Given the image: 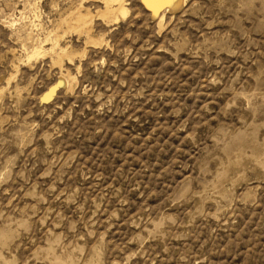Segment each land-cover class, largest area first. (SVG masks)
<instances>
[{
  "label": "rangeland",
  "instance_id": "374dc122",
  "mask_svg": "<svg viewBox=\"0 0 264 264\" xmlns=\"http://www.w3.org/2000/svg\"><path fill=\"white\" fill-rule=\"evenodd\" d=\"M108 5L0 0V264H264V0Z\"/></svg>",
  "mask_w": 264,
  "mask_h": 264
},
{
  "label": "bare ground",
  "instance_id": "6f19581e",
  "mask_svg": "<svg viewBox=\"0 0 264 264\" xmlns=\"http://www.w3.org/2000/svg\"><path fill=\"white\" fill-rule=\"evenodd\" d=\"M107 1L109 2L106 12L107 16L116 18L119 12L121 13L127 12L126 0H107ZM145 2L147 3L148 6L150 5L153 8V14L155 18L162 20L167 12L177 11L176 10L177 8L180 9V7H182V5L185 3V0H145ZM113 3H116V6H114ZM79 21H81V16H79ZM95 42L96 41H94V43ZM52 91H54V89H52ZM49 95H46L47 98L49 97Z\"/></svg>",
  "mask_w": 264,
  "mask_h": 264
}]
</instances>
